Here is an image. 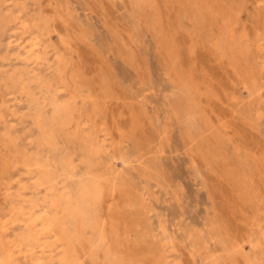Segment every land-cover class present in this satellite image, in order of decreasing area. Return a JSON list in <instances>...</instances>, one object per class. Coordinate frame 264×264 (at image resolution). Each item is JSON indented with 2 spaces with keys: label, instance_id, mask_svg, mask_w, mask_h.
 Instances as JSON below:
<instances>
[{
  "label": "rangeland",
  "instance_id": "obj_1",
  "mask_svg": "<svg viewBox=\"0 0 264 264\" xmlns=\"http://www.w3.org/2000/svg\"><path fill=\"white\" fill-rule=\"evenodd\" d=\"M0 264H264V0H0Z\"/></svg>",
  "mask_w": 264,
  "mask_h": 264
},
{
  "label": "bare ground",
  "instance_id": "obj_2",
  "mask_svg": "<svg viewBox=\"0 0 264 264\" xmlns=\"http://www.w3.org/2000/svg\"><path fill=\"white\" fill-rule=\"evenodd\" d=\"M11 42V41H10ZM234 48V47H233ZM29 53V52H28ZM33 72V71H32ZM52 110V109H51ZM66 114H69V112H65V115ZM70 117L67 118V121H64L66 122L67 125L71 124L70 123ZM77 129H75L74 131L76 132ZM79 132V131H78ZM53 133V132H52ZM52 133L49 135V138L51 137ZM56 133L55 132V135L56 136ZM59 135V134H58ZM57 135V136H58ZM68 135H70L69 133H65V136L68 137ZM72 136L76 137V133H72L71 134ZM74 137H71V139H73ZM78 137V136H77ZM57 139V138H56ZM85 162V161H84ZM92 165V164H91ZM90 165V166H91ZM31 165H28L27 167H30ZM89 170V169H87ZM96 170V169H95ZM41 171V170H39ZM42 172V171H41ZM90 172V171H89ZM97 172V171H95ZM44 173V172H43ZM92 173V172H91ZM32 174V173H31ZM90 174V173H89ZM93 174V173H92ZM35 175V174H34ZM41 184V183H40ZM55 184V182H54ZM53 185V184H52ZM103 185H104V179L102 178V176H100L99 174H95L94 176H92L91 179L88 180V185L85 184L83 187L80 188L79 190V196L82 197V198H88L89 201L93 204H96L97 202H100L101 201V195H102V189H103ZM60 188V187H59ZM69 194V193H68ZM65 205V204H64ZM60 206V205H59ZM54 210V209H53ZM53 212V211H52ZM92 215V214H91ZM76 216V215H75ZM46 223V222H44ZM49 223V222H48ZM48 227H50L49 224H46L44 225V229H48ZM60 228V227H59ZM58 228V229H59ZM81 232V231H80ZM79 232V233H80ZM86 232V231H85ZM63 234V233H62ZM78 234V233H77ZM40 235V233H39ZM44 235V233H43ZM84 235V234H83ZM31 237V236H30ZM51 238V236H50ZM34 239V238H33ZM32 239V240H33ZM41 239V238H40ZM56 239V238H55ZM76 239V238H75ZM42 240V239H41ZM77 241V240H76ZM79 245V244H78ZM79 247V246H78ZM81 249V248H80ZM68 254V253H67ZM76 256V255H75ZM68 258V257H67ZM70 259V258H69ZM74 259V258H73ZM67 261V260H66ZM69 261V260H68ZM116 263V262H115Z\"/></svg>",
  "mask_w": 264,
  "mask_h": 264
}]
</instances>
